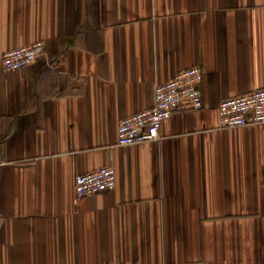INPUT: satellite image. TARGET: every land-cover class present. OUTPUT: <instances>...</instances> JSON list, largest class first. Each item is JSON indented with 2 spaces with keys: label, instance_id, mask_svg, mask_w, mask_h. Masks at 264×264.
Returning <instances> with one entry per match:
<instances>
[{
  "label": "crops",
  "instance_id": "obj_1",
  "mask_svg": "<svg viewBox=\"0 0 264 264\" xmlns=\"http://www.w3.org/2000/svg\"><path fill=\"white\" fill-rule=\"evenodd\" d=\"M0 264H264V123L220 128L264 87V0H0ZM203 68V106L116 145L159 83ZM113 165V190L77 198Z\"/></svg>",
  "mask_w": 264,
  "mask_h": 264
},
{
  "label": "built area",
  "instance_id": "obj_2",
  "mask_svg": "<svg viewBox=\"0 0 264 264\" xmlns=\"http://www.w3.org/2000/svg\"><path fill=\"white\" fill-rule=\"evenodd\" d=\"M45 43L35 40L3 52L0 57L4 71L23 69L44 54ZM203 68L193 65L178 71L171 79L159 83L153 106L120 119L116 145H131L160 138L162 123L177 111L199 110L203 106ZM219 127L237 128L264 123V87L247 93L224 97L218 106ZM117 184L115 167L111 164L80 173L75 178L77 198L113 190Z\"/></svg>",
  "mask_w": 264,
  "mask_h": 264
}]
</instances>
